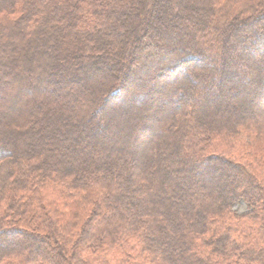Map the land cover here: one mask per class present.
I'll list each match as a JSON object with an SVG mask.
<instances>
[{
	"label": "trees",
	"instance_id": "trees-1",
	"mask_svg": "<svg viewBox=\"0 0 264 264\" xmlns=\"http://www.w3.org/2000/svg\"><path fill=\"white\" fill-rule=\"evenodd\" d=\"M0 264H264V0H0Z\"/></svg>",
	"mask_w": 264,
	"mask_h": 264
},
{
	"label": "rangeland",
	"instance_id": "rangeland-1",
	"mask_svg": "<svg viewBox=\"0 0 264 264\" xmlns=\"http://www.w3.org/2000/svg\"><path fill=\"white\" fill-rule=\"evenodd\" d=\"M154 110V109H153ZM219 148V150H223V151H225L222 147V144L220 143L219 144V146H218ZM235 209H237L238 211H244L245 210V206H244V204H239V205H237V206H235Z\"/></svg>",
	"mask_w": 264,
	"mask_h": 264
}]
</instances>
